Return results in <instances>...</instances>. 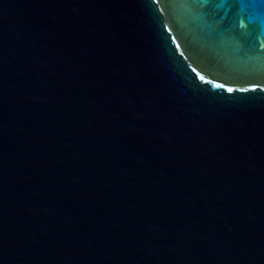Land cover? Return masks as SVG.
<instances>
[{
	"label": "water",
	"instance_id": "water-1",
	"mask_svg": "<svg viewBox=\"0 0 264 264\" xmlns=\"http://www.w3.org/2000/svg\"><path fill=\"white\" fill-rule=\"evenodd\" d=\"M174 264H264V0H172Z\"/></svg>",
	"mask_w": 264,
	"mask_h": 264
}]
</instances>
